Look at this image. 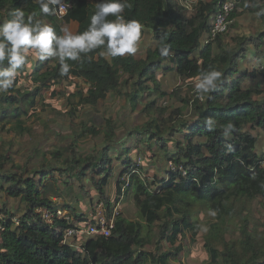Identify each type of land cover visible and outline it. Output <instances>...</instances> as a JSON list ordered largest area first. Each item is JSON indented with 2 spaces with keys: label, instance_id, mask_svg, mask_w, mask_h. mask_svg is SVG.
Segmentation results:
<instances>
[{
  "label": "trees",
  "instance_id": "1",
  "mask_svg": "<svg viewBox=\"0 0 264 264\" xmlns=\"http://www.w3.org/2000/svg\"><path fill=\"white\" fill-rule=\"evenodd\" d=\"M224 1L198 0L194 14L188 16L186 7L177 0H128L130 6L122 14L125 20H138L145 33L150 30L156 41V48L148 49L145 59H136L133 55L105 57L100 54L103 49H97L82 54L79 61H68L73 65L72 69L68 75L61 76L57 59L41 61L35 50L29 51V63L22 69L20 77H28L34 87L32 90L25 85L16 87L20 82L17 78L13 89L0 93L2 131L10 125L8 132L18 136L29 133L28 124L36 113L38 96L44 89L73 77L83 80L88 89L86 93L79 90L72 95L77 98L72 117L77 106L96 108L100 101L113 94L125 97L133 111L144 106L143 111L148 116L153 111L163 110L157 107L155 96L168 95L190 106L194 113L191 119H184L177 110L178 119L172 116L160 121L154 117L135 129L133 137L138 142L148 141V148L152 150L157 145L161 159L170 154L169 162L176 167V170L171 167L167 170L168 178L159 180L154 191V185L141 176L144 167L137 165L134 155L122 159L123 153L130 148L119 149L113 145L116 128L111 121L107 122L108 133L105 135L108 146L98 150L97 155L86 157L75 151L78 140L100 135L102 131L98 125L85 121L74 124L71 134L74 143L70 150L56 147L47 151L44 159L46 162L49 154L52 157L46 163L51 170L34 171L39 172V180L36 174L28 175L12 157L2 155L0 198L20 199L26 208L23 212L16 211L6 200L0 206L3 215L0 218V264H170L171 256L177 258L185 249L179 241L192 233L191 239L195 242L204 225L207 227L204 241L208 255L204 264H264V222H254L245 214L255 199L261 200L264 209V152H258V139L251 131L245 130L249 126L251 130L259 128L264 133V90L259 85L245 86L248 77L255 79L260 75L264 80V66L249 73H243L240 68V62L247 57L251 46L259 51L264 47V27L257 35H239L230 41L219 36L202 47L201 38L210 28V18L216 13L218 4ZM101 2L72 0L68 13L58 19L56 15L40 13L36 0H0V24L12 19L16 9H22L25 19L35 12L36 19L51 24L57 35L63 34L64 26L77 22L75 34H79L87 30L90 17ZM240 8L256 13L264 8V3L238 0L237 9L231 14L233 20L238 17ZM259 17L264 26V16ZM114 19L108 17L110 21ZM162 44L170 45L168 57L159 54ZM196 52H200L198 57H194ZM30 54L35 57L33 62H30ZM256 54L260 58V53L256 51ZM168 62L173 65L166 68L176 71L185 81L218 70L223 73L222 83L217 91L204 94L203 98L196 90L185 96L177 90L168 94L162 91L157 77V72ZM4 67H7L6 61ZM146 93L149 99L142 102ZM209 117L215 120L212 127L205 124ZM229 121L234 130L225 136L222 126ZM171 142L175 144L173 151L170 150ZM112 150L123 163L116 179L117 200L123 194L125 201H133L136 218L120 213L110 236L91 237L81 250L75 249L63 243L61 229L71 227L69 221L54 218L51 225L36 209L43 208L51 213L58 210L50 195H61V185H66L59 182L55 172L71 178L75 171L78 179L90 172L99 174L102 177L95 183L99 196L110 204L103 186H107L114 175L112 158L108 155ZM37 153L43 155L42 150L38 149ZM8 163L12 164L11 168L6 167ZM127 181L129 186L122 192ZM63 206L70 208L67 202ZM210 209L216 211L214 217L209 215ZM202 213L206 215L203 223L198 218ZM234 221H238L239 234L228 239ZM156 227H159V235ZM163 241L171 245V250L162 251ZM151 245L154 251L146 249Z\"/></svg>",
  "mask_w": 264,
  "mask_h": 264
},
{
  "label": "rangeland",
  "instance_id": "2",
  "mask_svg": "<svg viewBox=\"0 0 264 264\" xmlns=\"http://www.w3.org/2000/svg\"><path fill=\"white\" fill-rule=\"evenodd\" d=\"M258 1L262 4L264 3V0ZM234 23L236 26L231 27L229 31L222 36L227 41H230L232 37H236L239 35H257L259 32L263 31L264 27L263 21L260 17H257L255 13L242 10V8L239 9V15L236 19H234ZM65 28L70 30L72 33H74L75 31V27H73L72 24L64 26V29ZM254 51H257V53H260L261 55V58H258V60H264V47L261 48L260 51L256 48L254 49L253 47H251L249 53L247 54V57L251 60L249 67H254L258 64H255L256 62H254L255 60L257 61V58L253 57V53H255ZM250 54L252 55V57L249 56ZM29 57L30 62H33L35 60V57L33 55L30 54ZM249 59L247 62L250 61ZM18 80L20 82H18V85H16V87H22V85H25L29 87L28 90L33 89V83L28 77L25 78L19 76ZM196 80L199 82L198 79ZM196 80H192L190 83H188L180 81V79H178V82L180 81V83L176 84L175 86L166 84L163 85L162 89L168 94H171L173 91L177 90L179 92L181 91V94L183 96H185L187 93H189L190 95L191 93H193V91L196 90L195 85L198 83ZM262 87H264V83ZM87 89L88 85L83 80L74 77L63 80L59 84L52 85L51 87L44 89L42 91V94L37 98L38 106L36 109V113L33 114L32 117H30L31 119L28 118L30 119L29 121H31V123L28 124V126L31 128V131L24 136H18L14 132H8L7 128H9L10 125H7L6 130L2 131V125L0 124V159L2 155H8L12 157L13 162L24 167L27 170V174L31 176H35V174L37 175V173H39H35L34 171H50L51 167H49L46 163H48L47 161L52 159V157L50 156V154L47 155V161L44 162L43 159L39 157V155H36L38 149L42 150L43 156L47 154V151H51L56 147L59 149L60 147H68L70 150V147L74 143L71 139L73 126L74 124H78L82 121L90 124L92 122L99 123L98 127L102 131V133L97 136H86L85 138H80L75 145V151L80 155H83L84 157L88 155L95 156L97 155L96 152L98 150L108 146L105 143V135L108 133L107 122L111 121L116 128L115 133L119 135L117 138V143L114 142L113 145L120 147L121 143H123L121 146L123 147L124 145L129 143L126 147H130V150L123 153L122 159H126L127 156L134 155L137 165L142 168L144 167L141 176L149 183H152L154 185L155 188L152 186L154 191L157 188V184H159V180L165 177L168 178L167 170L171 167L169 162L170 154H168L167 156L165 155L161 159L158 146H154L155 150H152L148 148V141L142 142L139 148L136 147V145H139L138 139L136 137H132L136 132L135 129L137 127L143 126L149 119L154 117L158 118L160 121L169 120L172 116H174V119H178L177 115H175V112L177 110L181 111V115L185 117L184 119H191L194 113L193 110L190 106L184 105V103L179 101L175 96H155L158 101L157 107L163 110L160 112L153 111L148 116L147 113L143 111L144 106H139L137 108L138 110L134 112L132 111V108L130 109L129 101L126 103L123 97H118L113 94L108 96V98H106L105 100L100 101L96 108L90 106H77L76 113L72 117L71 111L72 109L76 108L75 105L77 101V98L75 99L74 97H72V95L74 93H77L79 90L86 93ZM127 90L129 89L127 88ZM145 97L142 102L145 101ZM30 111L31 113L34 112V110ZM245 130L248 132L252 131L249 126L246 127ZM253 131H255V133H260V129L258 128ZM144 137L145 139H147V134H145ZM121 139L123 142H121ZM174 146L175 144L171 142V151L174 150ZM257 149L259 153L262 154L264 152V145L257 147ZM108 155L112 158L111 167L113 170V174H116L118 169L121 167L122 162L117 158L119 157V155L116 154L115 151H110ZM70 156L71 155H69V157ZM11 166L12 164L10 163L6 164V167L8 168H11ZM52 175L53 173L51 174V176ZM54 175L56 177H62V182L65 183L66 186L64 189H61V191H59L61 193V196L60 194L50 196L53 203L58 206V210H61L62 213H66V218L69 219V224L71 218L77 220L78 217H76L75 215L84 213L85 217L83 218V220L86 223L83 224L82 227H86V218L91 212L94 204L100 199L103 200V198L99 196V190L95 185V183L99 181L101 176L99 174L90 172V174H87V176L78 179L75 171L71 174V178H64V176H60L58 172H55ZM40 177L41 176H39L38 174L36 176V179L39 180ZM114 182L115 180H113L112 175L110 184L108 186H103L106 197L109 198L110 202H119V209H121V213H123L124 216L135 219L136 208L133 204V201L130 200L129 203L128 201H125V195L121 200L118 201V187ZM5 200L10 206H20L22 204L19 202L20 199H6L5 197H3L0 198V206L3 205V201ZM64 201L69 203V209L63 206ZM81 204L86 206V208L82 209ZM248 208L249 210L245 212V214H248L250 217H252V220L254 222H264V209L261 205L260 199H255L254 201H252ZM36 212H38V209H36ZM41 216L44 218L43 215ZM0 218H3L1 212ZM198 218L199 221L203 223V221L206 220V215L204 213L199 214ZM45 222L53 225V222L51 221L45 220ZM204 228L207 227L204 225L200 232H198L197 236L195 237V242H193L191 239L192 233H188V236L185 239H181L179 241V243L184 245L185 249L176 256L177 258L171 256L169 260L170 264H204L208 260V255L205 250L204 235L206 231L203 230ZM61 230L64 231V229ZM156 233L157 235L160 234L159 227H156ZM238 234L239 224L238 221H234L230 228V232L227 234V238L229 239L233 235ZM83 240L84 239H82L81 241ZM81 241L79 242L81 243ZM155 241H157V238L155 239ZM146 249L154 251V246H147ZM161 249L162 251H169L171 250V245L166 241H163ZM188 249L189 253H187Z\"/></svg>",
  "mask_w": 264,
  "mask_h": 264
},
{
  "label": "clouds",
  "instance_id": "3",
  "mask_svg": "<svg viewBox=\"0 0 264 264\" xmlns=\"http://www.w3.org/2000/svg\"><path fill=\"white\" fill-rule=\"evenodd\" d=\"M36 2L39 4L40 13L45 16L57 15V13L61 16L66 15L69 7L65 0H36ZM129 6L128 0H102L96 5V11L90 17L87 30L73 34L65 28L62 35H57L51 24L36 19L35 12L28 14L25 19V12L16 9L12 13V19L0 24V93H7L13 89L22 69L29 63L27 54L30 50H35L36 56L41 61L49 58L57 59L61 76L68 75L72 69L73 65L68 61H79L82 54L87 55L97 49H103L100 54L111 58L136 54L141 48L145 29L138 20H125L122 14ZM255 15L264 16V8ZM109 16L115 19L110 21ZM159 54L161 57H168L170 45L162 44ZM5 61L7 67H4ZM222 77L223 73L218 70L202 73L199 82L195 85L197 95L203 98L204 94L217 91L222 83ZM205 124L212 127L215 120L211 117L206 118ZM222 127L225 136H229L234 130L231 121ZM123 188L124 185L122 192L127 189V187ZM120 198L121 195L118 201ZM209 215L214 217L216 211L210 209ZM203 230L207 231V228ZM85 242L76 248L74 242L72 245L65 243L63 236L64 244L78 250H81Z\"/></svg>",
  "mask_w": 264,
  "mask_h": 264
},
{
  "label": "built area",
  "instance_id": "4",
  "mask_svg": "<svg viewBox=\"0 0 264 264\" xmlns=\"http://www.w3.org/2000/svg\"><path fill=\"white\" fill-rule=\"evenodd\" d=\"M65 2L69 4L67 10L68 13L69 9L72 7V0H65ZM237 5L238 0H226L223 3L220 2L218 4V9L212 18L210 28L206 32L207 39L204 42L205 44L210 43L219 36H223L229 31V29L234 23V20L231 18V14L234 10L237 9ZM56 16L58 19H63L65 15L61 16L59 15V13H57ZM262 165L264 166V153ZM170 166L172 170H176L175 166H173L172 164H170ZM179 170H181V168ZM183 173L185 174L184 171ZM127 186H129L128 181L124 185L123 189H125ZM123 196L124 195L122 194L120 200L123 198ZM38 212L42 213L46 221L53 222L54 218H58L59 220H69L68 218H66V213H62L61 210H57L55 213H51L48 212L46 209L39 208ZM120 213L121 209H119V202H111L110 204H107L104 199H100L94 204L91 212L86 218V227L76 225L64 230L65 243L72 245L73 242L77 241L78 238L80 241L84 239L83 241H81L84 242L86 239L94 236H110L115 227L116 216Z\"/></svg>",
  "mask_w": 264,
  "mask_h": 264
},
{
  "label": "crops",
  "instance_id": "5",
  "mask_svg": "<svg viewBox=\"0 0 264 264\" xmlns=\"http://www.w3.org/2000/svg\"><path fill=\"white\" fill-rule=\"evenodd\" d=\"M180 4H183L185 7H186V10H185V13L188 15V16H191V15H193L194 14V12H195V10H194V6H195V4L197 3V1L198 0H177ZM188 10V11H187ZM191 10V11H190ZM190 11V12H189ZM212 18H213V16H211V18H210V23H211V21H212ZM72 25H73V27H75V31H74V33L73 34H75V32H76V30H77V27H78V23L77 22H72L71 23ZM207 39V33L205 32L204 34H203V36H202V38H201V46L203 47V46H205L206 44L204 43L205 42V40ZM251 47H253V46H251ZM251 47H250V49H251ZM156 48V41L153 39V34H152V32L150 31V30H146V33L144 34V39H143V42H142V44H141V48H140V50L136 53V54H134L133 56L136 58V59H145V57H146V52H147V50L148 49H155ZM254 49H255V47H253ZM255 52V51H254ZM199 54H200V52H196V54L194 55V57H198L199 56ZM254 55H253V57L255 58H257V61L255 60L254 62H256L255 64H257L256 66H254V67H249V64H250V62H251V60L248 58V57H246L244 60H242L241 62H240V68H241V70H242V72L243 73H249V72H251L254 68H256V69H259V67H261L262 68V66H264V60L263 59H259L258 60V56H257V54H256V52L255 53H253ZM264 55V54H263ZM249 56H251L252 57V55L250 54ZM250 60L249 62H247L248 61V59ZM260 58H261V56H260ZM172 65L173 64H171V63H166L165 64V66L162 68V69H160L158 72H157V77H158V79L161 81V89L163 88V85H166V84H170V86L172 85V86H175L176 84H178V83H180V81H184V82H188V83H190L192 80H196L197 78H195V79H191V80H188V81H185V80H183L182 78H181V76L176 72V71H173V70H168L166 67L167 66H171L172 67ZM244 66V67H243ZM178 79H180V81L178 82ZM199 80V79H198ZM197 81V80H196ZM198 82V81H197ZM251 82H254V83H251ZM263 83H264V80L262 79V77L259 75L257 78H255V79H251V78H247L246 79V82H245V86H247V87H254V86H260V88L261 89H263L264 90V87H262V85H263ZM162 91H164L163 89H162ZM148 97V94H146V97H145V99ZM123 99H125V102L127 103L128 101H127V99L125 98V97H123ZM124 105H125V103H124ZM130 109H131V106H130ZM138 110V109H137ZM137 110H135L134 112H136ZM133 111V110H132ZM91 124H95V125H98L99 123H96V122H92ZM257 129V128H256ZM259 129V128H258ZM253 130H255V129H252V131H251V133L252 134H254L255 136H256V138L258 139L257 140V147H259V146H262V145H264V133L262 132V130L260 129V133H255V131H253ZM116 132V131H115ZM258 132V131H257ZM118 134L116 133V136H115V143H117V138H118ZM133 137V136H132ZM121 142H123L122 141V139H121ZM142 142H144V141H140V142H138V144L139 145H136V147H140L141 146V143ZM122 144L123 143H121V145H120V147L118 146V148L119 149H121L122 147ZM127 144H129V143H127ZM127 144L126 145H124L123 147H125V148H128V147H126L127 146ZM130 148V147H129ZM258 150V149H257ZM259 152V151H258ZM37 156L39 155L38 153L36 154ZM39 157L41 158V159H43V161L45 162V159H44V156L43 155H39ZM38 159V158H37ZM122 166H123V163H121V167L118 169V171H117V173L116 174H114L113 175V180H115V184L117 185V181H116V179H117V177H118V175H119V173L121 172V169H122ZM102 177V176H101ZM59 178V182H62V177H58ZM101 179V178H100ZM99 179V180H100ZM99 182V181H98ZM97 182V183H98ZM110 184V181H109V183H108V185ZM107 185V186H108ZM116 185H115V187H116ZM61 187H62V189H64L65 187H63L62 185H61ZM93 192H95V191H93ZM97 193V192H96ZM95 193V194H96ZM98 194H99V192H98ZM50 196H54V195H50ZM61 196V195H60ZM19 202L20 203H22V201L21 200H19ZM64 203H66L65 201L63 202V205H64ZM54 206H57V205H54ZM81 206H82V209H85L86 208V206H84L83 204H81ZM13 207L16 209V211H19L20 210V212H22V210L24 211L25 210V208H26V205H25V203H22L20 206L19 205H13ZM67 209H69V208H67ZM76 216V215H75ZM76 217H78L77 218V220H74V218H71V220H70V225H72V226H76L75 224H77V226H83V224H85L86 222L83 220V218L85 217L84 216V213L83 214H77V216ZM80 240H79V238L77 239V241H74V244L76 245L75 247L77 248V247H79V245L82 243H80L79 242ZM86 241V240H85ZM84 241V242H85Z\"/></svg>",
  "mask_w": 264,
  "mask_h": 264
}]
</instances>
